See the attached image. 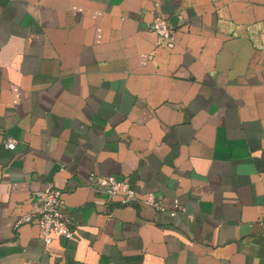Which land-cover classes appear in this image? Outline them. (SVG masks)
<instances>
[{
	"label": "crops",
	"instance_id": "crops-1",
	"mask_svg": "<svg viewBox=\"0 0 264 264\" xmlns=\"http://www.w3.org/2000/svg\"><path fill=\"white\" fill-rule=\"evenodd\" d=\"M0 264H264V0H0Z\"/></svg>",
	"mask_w": 264,
	"mask_h": 264
},
{
	"label": "built area",
	"instance_id": "built-area-1",
	"mask_svg": "<svg viewBox=\"0 0 264 264\" xmlns=\"http://www.w3.org/2000/svg\"><path fill=\"white\" fill-rule=\"evenodd\" d=\"M149 29L156 34L158 46L173 47L174 33L168 22L156 20L149 25ZM15 143V140L10 139L7 140L5 146L8 149H13ZM89 186L106 194L109 198H115L123 205L139 202L164 210V207L156 201L152 193L139 198L135 188L125 179L91 174ZM36 202L38 204L37 211L34 214H23L18 218L17 224L35 221L38 226V237L44 244L51 242L52 234H57L66 239L70 238L73 234V223L70 216L62 209L61 190L48 185L45 189L36 192ZM173 207L172 215L175 214V210L179 209L177 201L174 202Z\"/></svg>",
	"mask_w": 264,
	"mask_h": 264
}]
</instances>
